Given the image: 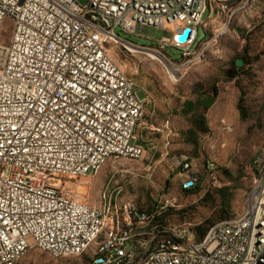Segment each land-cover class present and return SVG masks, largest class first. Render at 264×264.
<instances>
[{
  "label": "built area",
  "instance_id": "obj_1",
  "mask_svg": "<svg viewBox=\"0 0 264 264\" xmlns=\"http://www.w3.org/2000/svg\"><path fill=\"white\" fill-rule=\"evenodd\" d=\"M208 8L203 0H0V258L32 231L52 236L48 246L58 256H66L64 245L78 249V240L89 237L80 225L87 223L90 204L65 179L91 178L106 153L139 161L144 151L135 141L144 99L111 56L116 37L147 38L140 33L171 27V36L158 45L180 52L183 60ZM7 20L13 28L4 44ZM185 28L192 34L179 43ZM255 167H262V176L250 186L251 202L241 210L239 225L223 219L219 234H205L194 249L171 246L164 233L149 247L152 264H262L264 150ZM172 207L166 199L156 212H143L132 200L127 216L130 223L147 224L166 218ZM61 230L75 244H62ZM128 230L108 245L116 247L120 261L125 247L139 253V244L148 241L137 231L138 239L126 242ZM174 231L195 233L187 223Z\"/></svg>",
  "mask_w": 264,
  "mask_h": 264
},
{
  "label": "rangeland",
  "instance_id": "obj_2",
  "mask_svg": "<svg viewBox=\"0 0 264 264\" xmlns=\"http://www.w3.org/2000/svg\"><path fill=\"white\" fill-rule=\"evenodd\" d=\"M213 8L220 18L210 26L209 39L197 47L193 60H182L180 52L159 47L158 41L171 36V27L140 33L147 38H128L135 46L160 53L161 61L124 51L120 40L110 50L115 63L144 94V108L149 101L150 105L161 104L165 95L176 107L185 102L196 104L199 95L200 101L213 96L209 109L196 107L206 119L207 130L198 135L199 148L185 159L191 170L186 173L180 160L150 164L143 158L110 160L95 178L65 179L82 201L99 206L103 192L115 188L121 189L122 200H133L143 210L170 199L174 207L167 210V221L173 226L191 223L195 228L237 215L245 207L258 176L252 163L264 150V0H215ZM5 25L1 42L8 44L13 23L7 20ZM238 60L242 61L239 67ZM191 176L198 178V184L186 192L183 185ZM17 264H88V255L57 259L32 248Z\"/></svg>",
  "mask_w": 264,
  "mask_h": 264
},
{
  "label": "bare ground",
  "instance_id": "obj_3",
  "mask_svg": "<svg viewBox=\"0 0 264 264\" xmlns=\"http://www.w3.org/2000/svg\"><path fill=\"white\" fill-rule=\"evenodd\" d=\"M203 1L205 2V7H208L209 0ZM202 24L203 18H200V26H202ZM198 28L199 27H195V36L193 37V43L190 48H186L183 57L184 60L190 61L195 59L194 56L198 52L195 46V43H197L196 37L198 33ZM117 40H120L123 43L122 49H124V51L130 54H145L156 61H161L163 58L157 51L134 46L132 43H130V41L122 39L121 37H116V42ZM165 60L168 63L169 60ZM184 64L185 63H183V65ZM173 66L174 65H172V67ZM124 81L128 84L136 85L127 77L125 73ZM260 154L253 161L252 167L254 164H256V161L258 160ZM121 159H124L123 154L106 153L105 156L96 166L94 170V175H91V178H95L110 160ZM128 160L136 161L135 158H128ZM182 163L184 170L186 171V173H188L191 170V164L185 159L182 160ZM255 171L258 173V176H262V167H255ZM192 181H195L194 186L192 188L197 186L198 178L196 176H191L184 183L183 190H187V187L191 184ZM120 195L121 189L115 188V190H113L111 193L103 192V194L101 195L99 207H92L90 205L87 223H82V225H80V232L90 233V235L89 237L85 238V240H78V249L75 245H64V255L66 256L55 255L54 251L48 246V244H53L52 236H49V234H42V232L39 231H32L31 233H26L22 235L19 243H16L13 246L12 254L3 255L0 258V264H17L18 261L22 259L32 248L47 252L52 257L57 259L72 257L75 258L88 255V264H102V259L104 257L111 258V262H108L107 264H152V257H148L149 247H156L157 239L162 237L164 233L165 236H167V242L171 246L177 247V249H194L199 247V241L196 240L194 233H189V235H181L174 231L173 225L162 223L159 218L149 219L147 224L130 223L127 216V206L132 201L122 200L120 198ZM250 202L251 189H249L247 193L245 207L248 206ZM133 204L136 203L133 202ZM160 207L161 206L159 205V207L155 208L151 212H156V210ZM241 221V212L237 215L228 218L229 225H239ZM221 225L222 221L215 223L208 230L206 235H208V237H215L219 234V231L221 230ZM179 226H185V223ZM192 227V224L187 223V230H191ZM123 229H130L125 232L126 242L136 241V239H138L137 231H140V234H143L144 238H147L148 241H142L139 244V253L132 252V247H125L126 256L120 261L119 253H116V247H108V245L113 242L115 235H121V233H123ZM61 237L62 244H75V237H68V230H61ZM261 262L262 264H264V254L261 255Z\"/></svg>",
  "mask_w": 264,
  "mask_h": 264
},
{
  "label": "crops",
  "instance_id": "obj_4",
  "mask_svg": "<svg viewBox=\"0 0 264 264\" xmlns=\"http://www.w3.org/2000/svg\"><path fill=\"white\" fill-rule=\"evenodd\" d=\"M75 1L79 4L87 2V0ZM214 2L215 0H209L208 2L209 8L203 15V24L198 28L196 48L206 43L209 39L210 26L216 25L217 20L220 18L219 14L214 11ZM225 8L223 7L222 10L225 11ZM200 31L203 34L202 39H200ZM137 91L138 97L143 99L145 96L142 91ZM146 97L148 100L153 99L151 95H146ZM149 102L145 105L143 119L135 132V141L144 148L143 160L150 164L187 159V156L191 155L193 150V146L187 141V133L191 130L190 120L192 117L190 114H186L188 108L184 105L182 107L171 105V98L167 95L162 96L161 104L150 105ZM182 175L184 176L185 173ZM185 177L187 178V176ZM185 181L186 179H183L182 185ZM91 206L99 207L100 204L99 206Z\"/></svg>",
  "mask_w": 264,
  "mask_h": 264
},
{
  "label": "trees",
  "instance_id": "obj_5",
  "mask_svg": "<svg viewBox=\"0 0 264 264\" xmlns=\"http://www.w3.org/2000/svg\"><path fill=\"white\" fill-rule=\"evenodd\" d=\"M237 68V67H236ZM230 73H232V75H230V77H233L234 75V71H230ZM201 96L199 95V99L197 101L196 104L192 103L189 105V103L185 102V105H187L186 107L188 108V110L186 111V114H190L191 120H190V124H191V130L187 133L188 134V138L187 141L193 146V149H198L199 148V141H198V135L200 133H204L206 132V119L203 115H200L196 112V107H200V108H204V109H209L210 106L213 104V96L210 98H208L206 101H200ZM184 105V106H185ZM241 115H242V111H241ZM196 187V186H195ZM169 188V184L166 185V189L168 190ZM186 192H189L190 190H185ZM226 195H223V197H225ZM138 206V205H137ZM139 207V206H138ZM155 209V208H154ZM152 210H143V212H151ZM230 218V217H228ZM161 220L162 223H166V224H170L166 218H159ZM226 219V218H225ZM222 221V220H221ZM219 222V221H218ZM217 223V222H216ZM191 224V223H189ZM210 224V223H208ZM215 224V223H214ZM207 225L206 227H202V226H197L196 228L193 226L191 228V230H195V238L196 240L199 241V239H202L205 237V234L208 232V230L214 225ZM198 237V238H197Z\"/></svg>",
  "mask_w": 264,
  "mask_h": 264
},
{
  "label": "water",
  "instance_id": "obj_6",
  "mask_svg": "<svg viewBox=\"0 0 264 264\" xmlns=\"http://www.w3.org/2000/svg\"><path fill=\"white\" fill-rule=\"evenodd\" d=\"M192 34V30L191 28H185L178 36H177V40L179 43H184L186 42L187 40L190 39V36ZM236 65L239 67L242 65V61L241 60H238L236 62Z\"/></svg>",
  "mask_w": 264,
  "mask_h": 264
}]
</instances>
